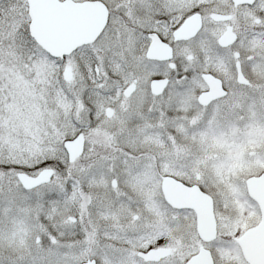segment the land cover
<instances>
[{
	"label": "snow or ice",
	"instance_id": "6c2138e0",
	"mask_svg": "<svg viewBox=\"0 0 264 264\" xmlns=\"http://www.w3.org/2000/svg\"><path fill=\"white\" fill-rule=\"evenodd\" d=\"M0 264H264V0H0Z\"/></svg>",
	"mask_w": 264,
	"mask_h": 264
}]
</instances>
